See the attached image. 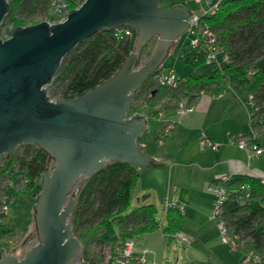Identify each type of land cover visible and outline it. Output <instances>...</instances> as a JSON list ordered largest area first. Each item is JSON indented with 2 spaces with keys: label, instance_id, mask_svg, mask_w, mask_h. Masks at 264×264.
I'll use <instances>...</instances> for the list:
<instances>
[{
  "label": "water",
  "instance_id": "95a60500",
  "mask_svg": "<svg viewBox=\"0 0 264 264\" xmlns=\"http://www.w3.org/2000/svg\"><path fill=\"white\" fill-rule=\"evenodd\" d=\"M9 9L8 0H0V25ZM67 12L55 23H12L8 38L0 35V155L32 143L51 160L32 205L38 242L20 258L0 251V264H67L82 247L71 219L76 180L111 161L151 164L153 157L138 143L148 122L144 113H132L133 99L173 41L187 32L191 14L181 3L163 7L160 0H84ZM123 25L137 34L133 51L113 75L80 95L51 100L48 88L63 57L100 28ZM151 40L148 57L136 67L139 51Z\"/></svg>",
  "mask_w": 264,
  "mask_h": 264
},
{
  "label": "trees",
  "instance_id": "16d2710c",
  "mask_svg": "<svg viewBox=\"0 0 264 264\" xmlns=\"http://www.w3.org/2000/svg\"><path fill=\"white\" fill-rule=\"evenodd\" d=\"M68 1L70 7H75L84 0ZM8 3L10 9L1 25L4 22L9 26L12 23L27 24L25 19L18 17V11L32 12L40 5H49L48 0H9ZM175 4V0H160L163 7ZM191 5L189 3L186 6ZM217 6L212 14H205L201 18L214 30L218 45L227 52L226 64L220 68L210 66L209 72L194 71L182 78L176 87L170 88L157 86L151 74L139 86L134 99H140V102H133L132 108L137 111L164 100H174L176 103L182 98L191 102L199 92L204 91L216 95L227 87L236 91L246 88L248 95H251V125L258 130L255 140L263 146L264 0H223L219 1ZM123 28L129 27L123 25L121 29ZM8 30L9 28L7 33ZM131 32V36L123 34L122 37H117L115 29L100 28L87 40L78 43L63 57L49 85V96H77L112 76L133 51L137 32L132 29ZM177 58L193 66L203 65L202 55L190 47L187 41L181 45ZM245 100L248 101V98ZM175 105L166 107L175 108ZM160 131L152 137L153 140L158 141ZM20 146L23 152L18 154L15 150L11 155L6 154L7 158L0 167V176L6 174L11 178V183L5 187L4 193L15 200L21 193L34 197L39 192L41 184L38 179L49 162L48 154L38 146L32 143ZM139 168L129 162L111 161L91 177L81 180L77 205L71 216L73 234L84 242L79 264H101L102 259L84 248L91 240L97 243V248H101L103 244L110 245L111 251L115 253L116 246L124 239L152 231L159 226L152 204L141 205L126 212L131 202L132 188L139 179ZM20 178L26 182V187L22 190L16 188V182ZM242 184L250 185L248 197L239 190L235 191V188ZM226 186L231 192L223 207V216L230 230L239 236L238 248L241 251L250 250L257 253L260 257L258 264H264V183L256 174L242 173L232 174ZM238 198L245 199L239 202ZM2 203L3 201L0 204ZM177 220V212L170 214L165 230L171 231ZM9 230L8 223L0 220V235Z\"/></svg>",
  "mask_w": 264,
  "mask_h": 264
},
{
  "label": "crops",
  "instance_id": "0c3cea01",
  "mask_svg": "<svg viewBox=\"0 0 264 264\" xmlns=\"http://www.w3.org/2000/svg\"><path fill=\"white\" fill-rule=\"evenodd\" d=\"M219 1L223 0H204L201 7L197 6L200 11ZM170 69L175 72L173 67ZM244 100L236 90L227 87L216 95L199 92L188 102L194 110L182 116L177 115L175 108L166 106L164 113L156 116L160 103L137 110L144 113L148 122L147 131L138 143L153 161L148 166H140L135 186L149 191L139 206L154 205L155 219L160 226L136 234V246H146L149 250L148 264H160L159 255L167 249L166 239L176 241L174 231L188 239L182 242L189 244L185 252L193 256L183 264H238L244 258L242 251L231 253L228 245L221 241L211 218L214 196L207 187L221 175L248 173L264 178V155L251 154L229 141L230 136L247 130L249 117ZM166 120L173 121L170 133L161 141L153 140ZM201 132L221 142V146L217 150L201 149L198 142ZM167 204L171 206L167 208ZM176 212V225L171 231H164L168 216Z\"/></svg>",
  "mask_w": 264,
  "mask_h": 264
},
{
  "label": "built area",
  "instance_id": "2783aa9c",
  "mask_svg": "<svg viewBox=\"0 0 264 264\" xmlns=\"http://www.w3.org/2000/svg\"><path fill=\"white\" fill-rule=\"evenodd\" d=\"M204 0H183V5L187 7L189 3L196 4L201 7V4ZM49 5L47 9V16L44 18L48 20L50 23H55L59 21H63L66 19L67 11L72 8L70 7V1L68 0H48ZM218 3L212 5L209 8H202L200 11H191V7H187L190 11V19H189V27L187 29V42L190 47L195 48L196 52L202 55L203 63L209 64L211 66H216L218 68L222 67V65L226 64L228 60V55L226 51L218 45V41L216 40V34L214 30H212L209 25L201 18L205 14H212L217 8ZM80 3H77L75 7H77ZM27 24H31L28 22ZM115 34L117 37H122L125 35H132L130 28H115ZM8 38V35L2 37ZM153 79L157 86L163 87H176L182 80L178 75L175 74L173 69L163 71L159 69L158 71L152 74ZM50 97V96H49ZM59 95L56 97H50L51 100H58ZM251 95L248 97V101L244 100V105L247 107L248 113V127L247 130L241 132L238 136H230L229 141L232 143H236V145L241 149L249 151V153H253L259 156L264 155V145H259L255 137L258 135V130L252 128V106H251ZM246 101V102H245ZM176 113L179 116H182L186 112H191L194 110L193 105L187 102V98H182L176 102ZM134 110V109H133ZM135 111V110H134ZM162 107H160L159 111H157L156 116L160 117L164 113ZM137 112V111H136ZM173 121L166 120L161 128V133L158 141L163 140L169 133L172 128ZM199 145L201 149H211L217 150L221 146V142L214 141L209 136L205 135L201 132L199 139ZM231 178V175H221L215 180H212L208 184L209 190L213 194V205H212V213L211 218L214 220V224L217 232L220 235L221 241L226 243L230 250L239 249L238 248V234L234 233L230 230L228 226L227 220H225L223 216V207L226 201L229 199L230 190L226 186V182ZM261 182L264 183V178L261 177ZM11 183V182H10ZM9 183V184H10ZM240 191L241 194L245 196L250 195V185L242 184L239 188H235V191ZM234 191V190H233ZM246 198V197H245ZM245 198H238L239 202H243ZM167 208L171 206V204L166 205ZM2 212L6 213L8 210L7 204L5 202L2 203ZM174 239L182 240L188 242V239L180 232L176 231L174 234ZM136 235L124 239L121 244L117 245L115 248V253H113L110 249L104 260L101 261V264H148L147 254L149 252L146 246L143 248H138L136 246ZM109 247V246H108ZM244 253V258L240 261L239 264H250L252 262H260V257L257 253H253L250 250L242 251Z\"/></svg>",
  "mask_w": 264,
  "mask_h": 264
},
{
  "label": "rangeland",
  "instance_id": "374dc122",
  "mask_svg": "<svg viewBox=\"0 0 264 264\" xmlns=\"http://www.w3.org/2000/svg\"><path fill=\"white\" fill-rule=\"evenodd\" d=\"M175 1H176V4L183 3V0H175ZM199 8L200 7H198L196 4H193L191 5L190 10L199 11ZM47 9H48V6L45 7V6L40 5L32 12H28V11L19 12L18 11L17 15L19 18L25 19L26 23L30 22L32 24L34 22L43 20L47 16V13H46ZM0 26H1L0 35L2 37L8 35V33L6 32L7 28L10 27L8 23L4 22ZM187 37H188L187 32H185L182 35H180L179 38L173 41L174 43L169 49L168 56L161 64V69L163 71H167L169 67H173L175 69L176 74L180 78L187 77L189 74H191L194 71L200 72V73H202L203 71L205 72L210 71L211 65L209 64L203 63V65H200V66H193L189 63H184L181 60H178L177 58L178 51L180 50L181 45L184 42H186ZM152 45H153V42L151 40L149 41V43L146 44L145 47H143L139 51V58L135 63L136 67H138L139 65L145 62L146 58L149 55L148 53L150 52ZM237 95H240V97L244 99H247L249 97L246 88L238 89ZM135 97H136V94L134 98ZM133 100L134 102H140L139 101L140 99H137V101L135 99ZM171 104L174 105L176 103L174 100L171 102L169 101L167 102V100H164L160 103L163 110L165 106L171 105ZM151 119H154V118H151ZM15 150H17L18 154L23 152L22 147L20 145H18L15 148ZM6 158H7L6 153L0 155V167L3 166ZM50 162L51 160H49L48 164ZM40 177L38 179L39 182H40ZM10 182H11V178L8 175L5 174V175L0 176V203L1 201H3L5 202V204H7V207H8V210L6 211V213H4L2 212V209H3L2 204H0V220L8 223L9 229H10L6 233L0 235V251L5 252V254L12 252L15 254L17 258H20L25 254L26 250L29 249L30 246L38 242L37 232L34 226L33 206H32L34 202V197L27 195L25 193L19 194L17 200H15L11 196L7 197V195H5L4 193V190H5V187L9 185ZM80 183H81V180L77 179L73 188H75L76 186H79ZM25 187H26V182L20 178V180L16 182V188L22 190ZM132 190H133L132 196L130 199L131 202L128 208L126 209V212H130V210L139 206L140 201L144 200L143 196L149 194L148 190L142 191L139 189L138 186H135ZM158 211H160L159 208H158ZM158 214L159 213H157V215ZM160 216H162V211H161ZM165 227H164V230H165ZM184 242H182V240H178V242H176L173 240L166 239L165 244L167 245V249L166 251H164V253L159 255L160 257L159 263L160 264H183L187 259H189V257L191 259L193 256L188 255L185 252V248L188 247L189 244H186ZM83 245H84V242H82L81 251H82ZM84 248H87L90 253L95 254L97 258L99 257L102 260H104V258L106 257V255L111 249L110 245L108 247V245H105V244L101 246L102 249L100 247L97 248V243L94 242V240L87 242ZM236 250L241 251L240 249H235L230 252L236 254ZM81 251L76 255L75 258H73L67 264H79L82 258V255L80 254Z\"/></svg>",
  "mask_w": 264,
  "mask_h": 264
}]
</instances>
